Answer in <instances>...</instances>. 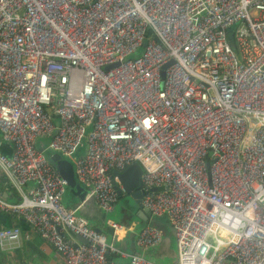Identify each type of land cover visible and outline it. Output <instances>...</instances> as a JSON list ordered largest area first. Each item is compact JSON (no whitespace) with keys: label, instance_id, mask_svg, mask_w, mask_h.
I'll list each match as a JSON object with an SVG mask.
<instances>
[{"label":"built area","instance_id":"1","mask_svg":"<svg viewBox=\"0 0 264 264\" xmlns=\"http://www.w3.org/2000/svg\"><path fill=\"white\" fill-rule=\"evenodd\" d=\"M0 132L19 195L0 212L60 264H155L109 258L127 254L79 213L88 198L112 212L124 191L111 172L133 162L142 207L174 232L175 264H264V0H0ZM46 151L72 164L79 205L63 204ZM107 224L113 239L130 229ZM21 237L0 227V251ZM161 238L146 225L135 245Z\"/></svg>","mask_w":264,"mask_h":264},{"label":"crops","instance_id":"2","mask_svg":"<svg viewBox=\"0 0 264 264\" xmlns=\"http://www.w3.org/2000/svg\"><path fill=\"white\" fill-rule=\"evenodd\" d=\"M0 153L6 155H10L12 153V145L2 139L1 132ZM29 185L30 184H28L27 187ZM0 192L5 193V198L10 201L19 198L14 185L12 184L4 170H0ZM69 195L71 196V203L68 204L63 202L66 207H75L85 199L84 197V199L81 200L78 195L70 189ZM119 199L116 203L119 202ZM133 205L134 208L129 205L128 202H126L125 205L121 207L124 217L120 222H116L121 224L123 227L129 226L130 229L126 233H124L123 231H119L118 236L115 237V239H113L114 235L111 228L107 224V219H109L107 218V215L110 214V212L106 213L102 209H100L93 199L89 198L84 200V202L80 204L79 213L86 218L90 226L95 229L99 228L100 232L104 233L109 240L114 241V244L118 249L124 251L127 254L123 257H120L119 255H108L109 258L117 261H128L130 254L139 253L155 264H175L176 241L173 233H169V230L160 222L156 221V224H151V222H154L152 214H148L146 211H142L135 202L133 203ZM115 210L116 206L111 213H113ZM1 225L17 226L22 232V237L17 245L12 247L11 249H5L3 251L5 253V257L3 260H0L1 264L61 263V258L54 251V249L46 244L39 237V235L34 230H32L24 220H22V218L16 216L10 217L8 215L2 214L0 215V226ZM146 225H156L155 227H158L161 230L162 238L157 245L146 250H141L135 245V238L138 235L139 231ZM170 234H172V236Z\"/></svg>","mask_w":264,"mask_h":264},{"label":"water","instance_id":"3","mask_svg":"<svg viewBox=\"0 0 264 264\" xmlns=\"http://www.w3.org/2000/svg\"><path fill=\"white\" fill-rule=\"evenodd\" d=\"M228 37L229 39L232 38V33L230 29L228 30ZM231 44H233L232 41ZM172 62L173 61L170 60L163 65L161 77H163L164 75V68H166ZM49 158L51 162L54 163L59 174L66 180L69 189L76 193L81 200H83L85 195L87 194V189L82 187V185H80L76 181L72 164L67 159L62 157L59 153H52L49 155ZM141 173L142 169L139 164L137 162H133L121 172L113 170L111 172V175L115 176L118 183L122 186V189L124 191L123 195L130 196L137 204V206L141 208L142 211H146L148 214H151L146 208H143L141 204L142 196L145 193V191L142 189V183L140 182ZM151 190H156V188L154 187ZM0 197L6 199L5 193L0 192ZM96 230L100 231L99 228H96ZM76 239L81 242H85V239H83L80 235H76Z\"/></svg>","mask_w":264,"mask_h":264},{"label":"rangeland","instance_id":"4","mask_svg":"<svg viewBox=\"0 0 264 264\" xmlns=\"http://www.w3.org/2000/svg\"><path fill=\"white\" fill-rule=\"evenodd\" d=\"M235 27H236V25L233 26V28H235ZM52 153H56V152L50 151V154H52ZM63 202L64 203H68V204L71 203V196L69 195V188L68 187H66V192H65V195H64V198H63ZM126 202H128L129 205H131L134 208L133 199L130 196H128V195H122L120 197V199H119V202L116 203L117 205H115L116 206V210L113 213L110 212V214L107 215V218L112 219L114 221H119L120 222L123 219V217H124V214H123V212L121 210V207L124 206ZM152 218L154 219V222H151V224H153V225L156 224V221L162 223L169 230V233L172 232L173 236H174V232H173L172 228L166 222V218L165 217L152 215ZM170 235L172 236V234H170Z\"/></svg>","mask_w":264,"mask_h":264},{"label":"trees","instance_id":"5","mask_svg":"<svg viewBox=\"0 0 264 264\" xmlns=\"http://www.w3.org/2000/svg\"><path fill=\"white\" fill-rule=\"evenodd\" d=\"M81 153H82V151H83V148H80V150H79ZM49 153H50V151H46V154L47 155H49ZM53 165H54V163H52ZM123 194H121L120 196H122ZM64 198V197H63ZM15 200H17V199H15ZM2 214H4V213H2V212H0V215H2ZM6 215V214H5ZM8 215V214H7ZM8 216H10L11 217V215H8ZM6 225H1L0 227H5ZM4 257H5V253L3 252V251H0V260H3L4 259Z\"/></svg>","mask_w":264,"mask_h":264},{"label":"clouds","instance_id":"6","mask_svg":"<svg viewBox=\"0 0 264 264\" xmlns=\"http://www.w3.org/2000/svg\"><path fill=\"white\" fill-rule=\"evenodd\" d=\"M49 155H50V153H49ZM124 194V193H123ZM120 197V196H119Z\"/></svg>","mask_w":264,"mask_h":264}]
</instances>
